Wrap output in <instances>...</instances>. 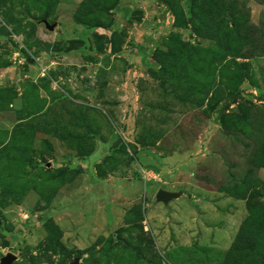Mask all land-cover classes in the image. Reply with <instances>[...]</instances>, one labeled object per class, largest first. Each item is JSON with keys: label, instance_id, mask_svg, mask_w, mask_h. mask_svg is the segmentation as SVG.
I'll return each instance as SVG.
<instances>
[{"label": "rangeland", "instance_id": "374dc122", "mask_svg": "<svg viewBox=\"0 0 264 264\" xmlns=\"http://www.w3.org/2000/svg\"><path fill=\"white\" fill-rule=\"evenodd\" d=\"M159 1L0 0V259L264 264V0Z\"/></svg>", "mask_w": 264, "mask_h": 264}, {"label": "crops", "instance_id": "0c3cea01", "mask_svg": "<svg viewBox=\"0 0 264 264\" xmlns=\"http://www.w3.org/2000/svg\"><path fill=\"white\" fill-rule=\"evenodd\" d=\"M162 8L163 5L160 4L159 0H119L118 4L111 10L114 18L112 22L113 28L118 27L117 31L120 28L122 30L126 28L125 31L130 38L128 41L137 42L136 45H138V51L140 52L137 55V60L140 59V55L142 58L145 55V51L141 46H146L145 41H153L156 36L155 32L151 33V31L153 29L155 31L159 30L156 26L160 19L156 16L162 13ZM73 12H75L74 9L71 14ZM136 12L140 13V19L133 17ZM126 23L127 26L125 27Z\"/></svg>", "mask_w": 264, "mask_h": 264}, {"label": "water", "instance_id": "95a60500", "mask_svg": "<svg viewBox=\"0 0 264 264\" xmlns=\"http://www.w3.org/2000/svg\"><path fill=\"white\" fill-rule=\"evenodd\" d=\"M46 29L52 31L56 24H49L46 20L43 21ZM178 196L177 193L175 192H169V191H165V190H158L156 195H155V199L158 202H162V203H166L174 198H176ZM16 260V256L12 253H7L6 255H4L3 257H1L0 259V263L1 264H12L14 261ZM80 259L78 257L74 258L73 261L71 262V264H80L79 263Z\"/></svg>", "mask_w": 264, "mask_h": 264}, {"label": "trees", "instance_id": "16d2710c", "mask_svg": "<svg viewBox=\"0 0 264 264\" xmlns=\"http://www.w3.org/2000/svg\"><path fill=\"white\" fill-rule=\"evenodd\" d=\"M118 1V0H117ZM117 3L118 2H116V5H117ZM82 5L81 6H79L80 8L82 7L83 8V6H84V2H82L81 3ZM115 5V6H116ZM78 7V8H79ZM111 10H113V8L112 9H110V11ZM78 12V13H77ZM79 14H80V11H76L75 13H74V19H76L77 20V22H78V17H79ZM240 95V93H238V92H236V93H234L231 97H227L226 99H225V101L222 103V105H221V107H220V113L223 115V114H225V112L228 110V108H229V106H230V102H231V98H237L238 96ZM259 100H264V95H261L260 97H259Z\"/></svg>", "mask_w": 264, "mask_h": 264}]
</instances>
